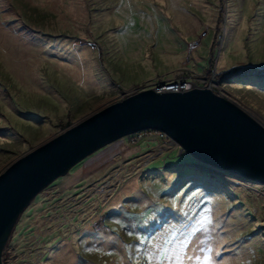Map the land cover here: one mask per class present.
<instances>
[{"label":"rangeland","instance_id":"obj_1","mask_svg":"<svg viewBox=\"0 0 264 264\" xmlns=\"http://www.w3.org/2000/svg\"><path fill=\"white\" fill-rule=\"evenodd\" d=\"M117 3L0 0V173L146 86L122 88L113 69ZM210 7L218 26L201 46L209 61L195 70L264 124V76H212L264 68V0H211ZM175 228L183 236L198 229L194 239L213 250L216 264H264V183L202 162L172 138L131 134L88 155L33 199L4 264H29L58 240L63 253L52 264H150L146 249L155 245L144 237Z\"/></svg>","mask_w":264,"mask_h":264},{"label":"water","instance_id":"obj_2","mask_svg":"<svg viewBox=\"0 0 264 264\" xmlns=\"http://www.w3.org/2000/svg\"><path fill=\"white\" fill-rule=\"evenodd\" d=\"M164 131L198 160L264 183V124L212 87L125 95L20 156L0 173V264L15 225L55 179L101 147L142 130Z\"/></svg>","mask_w":264,"mask_h":264},{"label":"crops","instance_id":"obj_3","mask_svg":"<svg viewBox=\"0 0 264 264\" xmlns=\"http://www.w3.org/2000/svg\"><path fill=\"white\" fill-rule=\"evenodd\" d=\"M210 6L211 0H118L113 69L120 86H147L205 67V37L193 49L190 44L203 30L218 26ZM57 242L29 264H52L60 258L63 249Z\"/></svg>","mask_w":264,"mask_h":264},{"label":"snow or ice","instance_id":"obj_4","mask_svg":"<svg viewBox=\"0 0 264 264\" xmlns=\"http://www.w3.org/2000/svg\"><path fill=\"white\" fill-rule=\"evenodd\" d=\"M207 222L210 224L211 219L209 218ZM197 231L198 229H192L187 236H183L179 229L175 228L170 232H157L152 237H144L145 240H149L155 245L153 249H146L150 264L152 261H156L157 264H164V261H170L171 264H184L185 261H198L199 264H216L211 254L213 250L203 248L201 246L203 241L194 239L193 234ZM128 235L132 236L133 233L129 232ZM176 241H179L180 247L171 248L170 246L175 244Z\"/></svg>","mask_w":264,"mask_h":264},{"label":"built area","instance_id":"obj_5","mask_svg":"<svg viewBox=\"0 0 264 264\" xmlns=\"http://www.w3.org/2000/svg\"><path fill=\"white\" fill-rule=\"evenodd\" d=\"M206 35H207V30H203L200 37L194 39L191 42V44H190L191 49L198 46L201 43V39ZM91 46H92V48H96L95 43H93ZM212 76H215V73ZM208 81H209L208 77L206 78L202 74L194 72V71H188V72H185L183 74L176 76L175 78L167 79V80L160 81V82H155V83H153L151 85H147L145 87L153 86L160 91H168V90L180 91V90H188V89H191V88L197 87V86H199V87L209 86V87H212L214 90H216L210 84L207 85ZM144 132H147V134L155 132L163 138H167V139L171 138L164 131L154 130V129L142 130V131H139V132L134 133V134L135 135L137 134V136H141V134Z\"/></svg>","mask_w":264,"mask_h":264},{"label":"trees","instance_id":"obj_6","mask_svg":"<svg viewBox=\"0 0 264 264\" xmlns=\"http://www.w3.org/2000/svg\"><path fill=\"white\" fill-rule=\"evenodd\" d=\"M213 74V71L210 70L208 71V75L211 76ZM247 74H254L258 77L264 76V68L258 69L255 67H246V68H238V67H233L231 69L223 70L221 72H218L215 74L216 77L219 79H229L241 75H247ZM67 127V125H65ZM7 248V246H6Z\"/></svg>","mask_w":264,"mask_h":264}]
</instances>
